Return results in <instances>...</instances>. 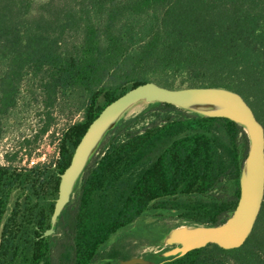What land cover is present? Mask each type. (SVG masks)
Segmentation results:
<instances>
[{
	"label": "trees",
	"instance_id": "1",
	"mask_svg": "<svg viewBox=\"0 0 264 264\" xmlns=\"http://www.w3.org/2000/svg\"><path fill=\"white\" fill-rule=\"evenodd\" d=\"M167 71L186 72L189 88L236 91L264 126V0H0V136L27 78L47 75L62 97L75 90L87 97L82 120L63 131L51 165L0 166V264H120L105 245L145 215L226 222L240 198L246 132L228 119L158 104L107 136L54 235L41 238L59 175L89 126L151 82L147 74ZM115 75L122 82L104 87ZM162 264H264V203L243 247L209 245Z\"/></svg>",
	"mask_w": 264,
	"mask_h": 264
},
{
	"label": "water",
	"instance_id": "2",
	"mask_svg": "<svg viewBox=\"0 0 264 264\" xmlns=\"http://www.w3.org/2000/svg\"><path fill=\"white\" fill-rule=\"evenodd\" d=\"M168 104L203 119L224 118L242 127L247 134L249 151L240 174V198L225 223L206 226L182 223L164 238L165 247L176 246L163 258H183L209 245L224 250L243 247L252 236L264 203V126L242 95L225 87L169 89L154 82L140 85L108 105L89 126L77 146L71 164L60 174L59 196L50 228L41 238L54 235L58 219L70 204L89 163L102 143L119 124L132 115L154 105ZM139 110V111H138ZM2 234L0 233V247ZM121 264H149L144 259L121 261Z\"/></svg>",
	"mask_w": 264,
	"mask_h": 264
},
{
	"label": "rangeland",
	"instance_id": "3",
	"mask_svg": "<svg viewBox=\"0 0 264 264\" xmlns=\"http://www.w3.org/2000/svg\"><path fill=\"white\" fill-rule=\"evenodd\" d=\"M145 77L163 87L189 88V75L183 71L151 73ZM122 80L121 76L115 75L106 81L104 87L118 85ZM86 98L79 90L62 97L54 90L47 75L25 79L17 106L1 121L0 166L32 168L51 165L58 158L59 139L63 131L82 120ZM162 215H165L164 218L159 219L142 217L120 230L112 236L104 250L114 248L123 261L135 258L145 260L155 248L157 255L162 253L161 239L180 224L176 219L170 220L166 213ZM207 254L214 256L212 250Z\"/></svg>",
	"mask_w": 264,
	"mask_h": 264
},
{
	"label": "flooded vegetation",
	"instance_id": "4",
	"mask_svg": "<svg viewBox=\"0 0 264 264\" xmlns=\"http://www.w3.org/2000/svg\"><path fill=\"white\" fill-rule=\"evenodd\" d=\"M167 214V213H166ZM164 216L165 215H162V214H159V213H157V215L155 216L154 214L153 215H145L144 216V218H148V219H159L160 217L161 218H164ZM167 217L170 219V220H172V219H174V218H171L168 214H167ZM172 230V229H171ZM169 232H170V230H169ZM168 232V233H169ZM168 233L161 239V241H162V243L161 244H159V245H161L162 247H163V252L162 253H160V254H156L155 253V249H152L150 252V254H149V256L145 259L146 261H148L149 262V264H162V263H164V262H166V260H168V259H170V258H173V257H169V258H163L162 257V254H164L165 252H167V251H170L171 249H173V248H175L176 246H171V247H166L165 248V246H164V244H163V241H164V238L168 235ZM159 245L157 246V247H159ZM111 251H114V253H117V251L114 249V248H112L111 247V249L109 250V251H106V252H111ZM109 261V259L107 258V259H105V262H108ZM104 262H102L101 264H103ZM119 263H120V261H119Z\"/></svg>",
	"mask_w": 264,
	"mask_h": 264
}]
</instances>
